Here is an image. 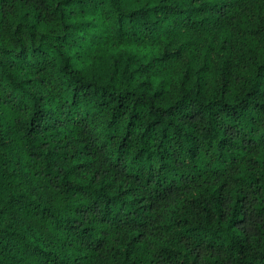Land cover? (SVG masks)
<instances>
[{"label": "trees", "instance_id": "16d2710c", "mask_svg": "<svg viewBox=\"0 0 264 264\" xmlns=\"http://www.w3.org/2000/svg\"><path fill=\"white\" fill-rule=\"evenodd\" d=\"M0 264H264V0H0Z\"/></svg>", "mask_w": 264, "mask_h": 264}]
</instances>
